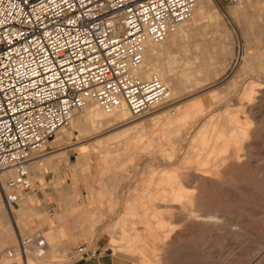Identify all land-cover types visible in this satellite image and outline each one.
Segmentation results:
<instances>
[{
    "label": "rangeland",
    "instance_id": "rangeland-1",
    "mask_svg": "<svg viewBox=\"0 0 264 264\" xmlns=\"http://www.w3.org/2000/svg\"><path fill=\"white\" fill-rule=\"evenodd\" d=\"M225 1L208 0L209 18L198 21L193 12L191 22L168 35L165 44L152 45L163 80H173L169 75L184 82L198 80L192 87L139 118H130L125 111L123 122L96 130L87 123L81 126L82 133L68 126L47 143L29 165L38 162L42 169L40 177L30 173L38 188L21 194L18 206L4 207L0 200V213L6 215L13 236L12 244L0 249V264L15 262L4 251L16 245L18 235L38 230L49 246L41 264L96 259L102 252L97 244L107 249L105 253L136 258L138 264H160L152 249L162 246L163 234L174 239V230L180 238L170 243L173 256L168 264H264V65L254 82L250 72L258 68V59L264 62V0H238L240 5L233 7ZM144 60L154 61L147 56ZM189 101L180 128L150 126L153 116L165 112L173 118L168 111L176 109L177 116L179 105ZM251 105L261 112L254 119L247 114ZM97 111L103 112L98 107ZM147 123L142 132L108 141L125 126ZM61 135L64 142L49 153L50 142ZM79 154L87 161L84 170L75 168ZM185 174L189 177L183 180ZM164 192L202 198L206 208L201 212L216 214L221 222L193 226L192 220H176L172 211L159 205ZM45 198L57 205L45 208ZM27 205L35 207L38 215H23L21 206ZM49 208H54L52 219ZM59 214L62 224L55 222ZM85 215L91 223L87 233ZM81 245L85 254L76 258L72 251Z\"/></svg>",
    "mask_w": 264,
    "mask_h": 264
},
{
    "label": "built area",
    "instance_id": "built-area-1",
    "mask_svg": "<svg viewBox=\"0 0 264 264\" xmlns=\"http://www.w3.org/2000/svg\"><path fill=\"white\" fill-rule=\"evenodd\" d=\"M230 5L237 0H226ZM197 0H0V198L18 206L35 191L29 165L89 104L124 107L139 118L165 105L170 90L140 75L146 43H161L193 14ZM53 211L49 217L53 218ZM40 230L18 235L12 264L39 257ZM76 258L83 245L73 249ZM93 255V254H92Z\"/></svg>",
    "mask_w": 264,
    "mask_h": 264
},
{
    "label": "bare ground",
    "instance_id": "bare-ground-1",
    "mask_svg": "<svg viewBox=\"0 0 264 264\" xmlns=\"http://www.w3.org/2000/svg\"><path fill=\"white\" fill-rule=\"evenodd\" d=\"M236 6H238V2L237 4H235ZM208 11H209V5H208V0H197V4L195 6L194 9V17L197 18L198 21H200L201 19H207L208 17ZM226 16L228 17V15L226 14ZM231 17V16H229ZM232 19V18H231ZM192 20V18H191ZM191 20L185 23H190ZM184 23V24H185ZM183 25V24H182ZM184 35V34H183ZM191 35V34H189ZM188 34H185L184 36H179V33L177 34V36L179 37H187L186 39H188L189 36ZM168 37V36H167ZM166 37V38H167ZM166 38L162 41L164 43V41L166 40ZM181 39V38H180ZM183 40V38L181 39ZM180 40V41H181ZM169 41V40H168ZM166 41V42H168ZM161 42V43H162ZM158 43V44H161ZM158 44H154V43H146L145 45V52H144V56L149 59V60H154L151 62H146L143 58V62L141 63V70H140V75L144 78H147L148 76L155 74L157 75L165 84L166 86L169 88L170 90V98L169 100H175L176 96L184 93L187 88L192 87L196 82H198V80H192V79H188L186 82H184L181 78H179L178 76L175 75H169L170 77L172 76L173 80H168L164 81L163 79L165 78L164 72L158 68H156L155 64H157L155 62L156 60V48L152 45H158ZM165 44V43H164ZM221 50V49H220ZM204 52V51H203ZM208 60V59H207ZM244 60V67H246L247 65V61L245 59ZM200 72V71H199ZM260 90V89H257ZM251 92V91H250ZM247 96V95H246ZM234 97V96H233ZM246 98V97H245ZM245 98L243 97V99L245 100ZM259 99V98H256ZM243 100V101H244ZM191 101L186 102L187 104L183 107H178V115L176 116V112L177 110L174 109V113H172V111H168V115H170V117L173 118H168L167 114L165 112L161 113V114H157L155 116H153V118L150 120V126H152V128L154 129H159L161 127H167L169 129H173V128H180L182 122H184L185 118L188 115L189 109L191 107V104H189ZM262 102V101H261ZM174 103V102H173ZM92 104V103H91ZM258 104V103H257ZM90 105V104H89ZM87 106L83 111H81L80 113L84 112L87 109L86 115L76 118L75 116H77L78 114H76L73 119L71 120L69 126H71L72 130L74 133H82L83 131L81 130V126L82 125H89V128H91L92 130H96L99 129L101 127V125H111V124H116V123H121L123 122L126 118V110L124 107L118 108L113 110L112 112H109L107 114H105V112L103 111L102 113H99L97 111V105L92 107V106ZM245 106V105H243ZM99 108V107H98ZM163 108V107H162ZM160 109V108H159ZM156 111V110H155ZM154 112V111H153ZM247 114L251 115L252 118H256L258 116V114H261L260 110H258V108L254 107L251 105L250 108L247 109ZM101 117V120H99ZM239 117V116H238ZM245 117V116H244ZM231 119V118H230ZM233 119V118H232ZM211 121V120H210ZM128 124V123H126ZM124 124V125H126ZM233 125V124H232ZM149 126V123L145 124V125H139V126H125L126 128H124L123 130H120L119 132H117V134L113 137H111L110 140L108 141H112V139H118L121 136H128L131 133L134 132H142L145 129H147ZM238 126V125H236ZM110 127V126H109ZM234 128V127H233ZM236 129V128H234ZM62 130V129H61ZM61 130H59L57 133H59ZM159 131V130H158ZM188 131V129H187ZM189 131H191L189 129ZM238 131V130H236ZM56 133V134H57ZM209 133V132H208ZM238 133V132H237ZM242 133V132H241ZM55 134V135H56ZM161 134V133H160ZM189 134V133H188ZM210 134V133H209ZM240 134V132H239ZM208 135V134H207ZM233 135V134H232ZM188 136V135H187ZM162 137V136H161ZM232 137V136H231ZM202 138V137H201ZM242 138V137H238ZM185 139V136H184ZM205 139V138H204ZM228 139V138H227ZM201 140V139H200ZM206 140V139H205ZM204 140V141H205ZM225 140V139H224ZM233 140V139H232ZM235 140V139H234ZM207 141V140H206ZM205 141V142H206ZM219 141V139H218ZM241 140H239L240 142ZM100 142V141H99ZM204 142V143H205ZM224 142V141H223ZM225 142H227L225 140ZM224 142V143H225ZM207 143V142H206ZM101 144V142L99 143ZM180 145V144H179ZM185 145V144H183ZM224 145V144H223ZM237 145V144H235ZM239 145V144H238ZM225 148V147H224ZM237 148V147H236ZM216 149V148H215ZM219 149V148H218ZM104 150V149H103ZM202 152V151H201ZM220 152V151H219ZM169 153V152H168ZM204 153V152H203ZM171 154V153H170ZM215 154H213L214 156ZM164 156V155H163ZM211 156V155H209ZM224 156V155H223ZM218 159V158H217ZM212 160V159H211ZM177 164V163H176ZM202 164V161H201ZM87 165V161L81 159V161L78 163L77 167L81 170L85 169V166ZM174 165V164H173ZM179 165V164H178ZM241 166V165H240ZM206 167V165H205ZM246 167V166H245ZM202 168V166H201ZM207 168V167H206ZM205 168V169H206ZM209 168V167H208ZM207 168V169H208ZM246 169V168H245ZM30 170V168H29ZM205 171V170H204ZM248 171V170H246ZM258 172V171H257ZM31 172L29 171V174ZM250 174V173H249ZM255 174V173H254ZM257 175V174H256ZM183 180L186 177H189L188 174L183 175ZM200 176V175H199ZM260 176V175H259ZM31 177V174H30ZM191 177V176H190ZM254 177V176H253ZM237 178V177H236ZM191 179V178H190ZM198 179V177L193 178V182H195ZM258 179V178H257ZM190 182V181H189ZM212 184V183H211ZM256 185V184H255ZM187 186V185H186ZM215 186V185H213ZM222 188V187H221ZM164 189V188H163ZM224 192V190H223ZM164 196L162 197V199L159 202V205L161 208H163V210H167V211H172L173 212V217H175L176 220H180L181 221H188V220H192L193 226H211V225H217L221 222L220 217H218V215L213 214V213H202L201 211L204 210L205 205L204 202L202 203V198H194V199H190L188 197H180L179 195H169L166 194V192H164L163 194ZM192 196V195H191ZM133 198V197H132ZM1 200V198H0ZM218 200V199H217ZM216 200V201H217ZM205 201V200H204ZM2 202V201H1ZM216 203V202H215ZM214 204V203H213ZM3 205V203H2ZM156 206V205H155ZM5 207V206H4ZM213 207V206H212ZM209 208V207H208ZM216 208V207H215ZM24 209V207H23ZM157 209V208H156ZM212 209V208H211ZM225 211V210H224ZM160 213V212H157ZM221 216V215H220ZM222 219V218H221ZM56 221V220H55ZM54 223V222H52ZM164 223V222H163ZM161 223V224H163ZM218 228V227H217ZM208 229V228H207ZM210 230V229H209ZM217 230V229H216ZM176 230H174L172 234L173 238L171 240V236L170 234L164 235L162 236V238L160 239V242L162 244V246H156L152 249V253L157 254L155 256H157L158 262L160 264H168L169 261L171 260L173 254L170 252L171 248H172V244H175V241L179 240V236L178 232L175 233ZM177 234V235H176ZM235 236V235H234ZM203 241V240H202ZM170 243H172L170 245ZM203 247V243H200V247ZM49 247V246H48ZM12 248V247H10ZM8 248V249H10ZM6 249L4 251L5 252L8 250ZM49 249V248H48ZM263 249V248H262ZM47 255H40L39 257L34 256V255H30L27 257V262L26 264H41L40 261H42L44 259V257ZM5 256V255H4ZM28 259H33L34 262H29ZM37 262V263H35Z\"/></svg>",
    "mask_w": 264,
    "mask_h": 264
},
{
    "label": "crops",
    "instance_id": "crops-1",
    "mask_svg": "<svg viewBox=\"0 0 264 264\" xmlns=\"http://www.w3.org/2000/svg\"><path fill=\"white\" fill-rule=\"evenodd\" d=\"M230 7H233L232 5H230L228 3V1H225ZM238 2V5H240L239 1L237 0ZM226 15V14H225ZM228 18V17H227ZM261 62V63H260ZM261 65H264V62H262L260 59H258V68L257 69H252L250 67V64L248 63V67L247 68H251L250 69V72H251V75L253 77V82L256 81V78H259V75H260V72H261ZM249 69H245V71H247ZM262 72H264V69H262ZM56 136V135H55ZM65 140V137L64 135L62 136H58V137H55V139L53 141L50 142L51 147H47L48 148V151L49 153L53 152L55 150V148H52L54 145H60L64 142ZM45 150V149H44ZM82 159V156L79 154L77 156V161L75 163V168L79 169L77 167L78 163L81 161ZM33 163V162H32ZM31 163V164H32ZM30 164V165H31ZM30 170H31V174H32V171H35L37 176L40 177L41 173H42V169L39 165L38 162H35V164H33V167H29ZM64 183H62L63 185ZM53 192H55V189L53 190ZM52 192V193H53ZM24 194V193H23ZM46 203L44 204L45 205V208H48L47 206H54V205H57V203H53V202H50L48 201V199H46ZM52 200V199H51ZM28 200L26 199L25 202L28 204L27 202ZM1 206V205H0ZM24 207V209H23ZM26 208V209H25ZM2 209V207H1ZM49 212L50 211H53L54 208H49L48 209ZM21 211L23 213V215H30L32 213H35L36 215H38V210L34 207V208H31L30 205H27L26 207L25 206H21ZM69 212V210H66L65 211V214L66 215L67 213ZM22 215V216H23ZM90 216V215H89ZM5 217V218H4ZM88 215L84 217V222L85 224L83 225V228H84V233H87V230L89 228H91V223H90V220L88 219ZM3 219V220H2ZM6 215H2L0 213V249L2 247H6V246H9L10 244H12L13 242V236H12V233H11V230L9 229V227L6 225ZM58 219L60 220V222L58 221ZM62 216L61 214L58 215L57 218H55V222H57L58 224H62ZM49 223V222H48ZM59 234H53V237H52V241H56L57 238H58ZM96 248L100 249L102 252L99 254V257H97L96 259H93V260H90V261H83V262H76V263H73V264H138L139 260L136 259V258H130V257H126L124 256L123 254H114L113 252L111 253H105L104 249L107 250L106 248H103L101 246H99L98 244L95 246Z\"/></svg>",
    "mask_w": 264,
    "mask_h": 264
}]
</instances>
